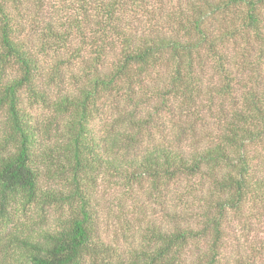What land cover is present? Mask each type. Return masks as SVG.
I'll use <instances>...</instances> for the list:
<instances>
[{
	"label": "trees",
	"instance_id": "16d2710c",
	"mask_svg": "<svg viewBox=\"0 0 264 264\" xmlns=\"http://www.w3.org/2000/svg\"><path fill=\"white\" fill-rule=\"evenodd\" d=\"M56 2L0 0V264H221L231 218L264 221V0ZM101 181L164 214L127 253Z\"/></svg>",
	"mask_w": 264,
	"mask_h": 264
},
{
	"label": "rangeland",
	"instance_id": "374dc122",
	"mask_svg": "<svg viewBox=\"0 0 264 264\" xmlns=\"http://www.w3.org/2000/svg\"><path fill=\"white\" fill-rule=\"evenodd\" d=\"M50 1L52 6L62 5L56 2L59 0ZM23 106L39 129L58 128V124L52 121L49 109L42 103H37L27 92L23 93ZM39 139L46 143V133H42ZM41 181L44 187L51 186L45 177H42ZM95 200L103 240L124 253H127L129 247L138 246L142 240L143 229L150 220L156 223L163 221L164 214L161 209L153 202L146 201L141 189L128 193L123 186L101 181ZM56 211H51L50 208L41 211L37 208L30 216L36 220L37 228H46L55 223ZM39 214L42 218H39ZM27 219L29 218L23 217V220ZM222 254L221 264H264V221L258 223L252 218L250 224H247L242 217H232L226 228Z\"/></svg>",
	"mask_w": 264,
	"mask_h": 264
}]
</instances>
